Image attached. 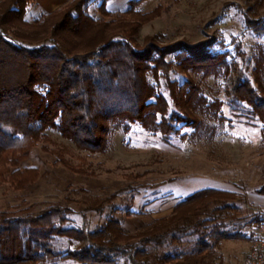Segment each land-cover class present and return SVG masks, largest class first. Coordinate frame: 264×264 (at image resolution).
Instances as JSON below:
<instances>
[{"label": "trees", "instance_id": "16d2710c", "mask_svg": "<svg viewBox=\"0 0 264 264\" xmlns=\"http://www.w3.org/2000/svg\"><path fill=\"white\" fill-rule=\"evenodd\" d=\"M143 1L131 0L114 13L106 0H69L29 22L33 0H0V172H9L15 188L37 180L38 169L21 163L49 140L48 128L95 152L121 124L137 123L165 141L213 134L215 126L200 115L217 119L226 103L231 114L256 118L264 130L262 57H249L237 39L230 54L212 50V40L162 44L148 35L135 45L141 26L160 13V7L139 11ZM94 2L101 17L87 11ZM243 30L264 38V19L245 15ZM173 72L183 81L172 80ZM199 73L221 79L224 103L206 99L192 76ZM185 127L194 130L181 133ZM56 153L67 168L83 172ZM251 192L264 195V183ZM245 200L234 190L201 188L134 233L118 207L93 229L73 226L71 209L61 205L38 214L0 211V264H222L212 259L222 240L253 241L235 223L238 202ZM132 201L133 195L127 217ZM261 222L264 209L248 224Z\"/></svg>", "mask_w": 264, "mask_h": 264}, {"label": "rangeland", "instance_id": "374dc122", "mask_svg": "<svg viewBox=\"0 0 264 264\" xmlns=\"http://www.w3.org/2000/svg\"><path fill=\"white\" fill-rule=\"evenodd\" d=\"M97 4L87 5V11L101 17ZM155 7H160V13L141 26L135 45L148 35H157L162 44L212 40V50L230 54L235 40H241L249 57H262L260 76L264 86V38L243 30L245 15L264 19V0H145L137 9L148 12ZM42 14L30 6L25 19L30 22ZM166 59L173 60L170 55ZM170 76L179 83L184 79L175 72ZM192 76L209 102L224 103L221 79L203 78L201 73ZM149 80L153 83L152 78ZM218 116L212 119L200 115L215 126L213 134L177 136L168 141L137 123L121 124L110 128L104 147L95 152L77 147L57 129L48 128L45 133L49 140L38 142L21 163L38 169L34 183L17 189L9 172H0V211L38 214L47 206L61 205L71 209L68 216L73 226L93 229L118 207L116 214L126 217L125 226L134 233L153 219L169 215L175 203L195 190L212 187L244 195L246 200L238 202L235 223L252 235L248 221L253 213L264 209L263 204L249 200L251 190L264 183L263 124L256 118L231 114L226 103ZM193 130L185 127L181 133L190 135ZM57 151L83 172L67 168L59 161ZM152 184L156 186H144ZM132 195L129 210L133 215L127 217L124 209ZM255 252L253 241L224 239L212 259L222 264H253Z\"/></svg>", "mask_w": 264, "mask_h": 264}, {"label": "crops", "instance_id": "0c3cea01", "mask_svg": "<svg viewBox=\"0 0 264 264\" xmlns=\"http://www.w3.org/2000/svg\"><path fill=\"white\" fill-rule=\"evenodd\" d=\"M33 1L34 3L30 4L27 7V9L30 8V6H35V9L38 10V12L45 14L52 12L53 10L61 7L69 0H33ZM129 1L131 0H106L105 6L106 9L110 12H118L125 9ZM263 196L264 195L262 194L253 193L251 194V197H249L250 198L249 200L264 205V201H261Z\"/></svg>", "mask_w": 264, "mask_h": 264}, {"label": "built area", "instance_id": "2783aa9c", "mask_svg": "<svg viewBox=\"0 0 264 264\" xmlns=\"http://www.w3.org/2000/svg\"><path fill=\"white\" fill-rule=\"evenodd\" d=\"M251 231L256 247L255 261L253 264H264V222L252 224Z\"/></svg>", "mask_w": 264, "mask_h": 264}]
</instances>
